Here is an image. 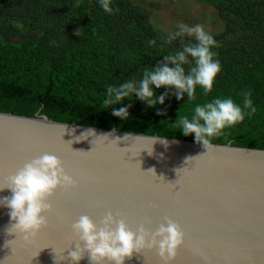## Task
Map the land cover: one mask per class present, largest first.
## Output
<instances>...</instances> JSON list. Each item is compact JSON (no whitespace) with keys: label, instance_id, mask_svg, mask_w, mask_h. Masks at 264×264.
<instances>
[{"label":"water","instance_id":"obj_1","mask_svg":"<svg viewBox=\"0 0 264 264\" xmlns=\"http://www.w3.org/2000/svg\"><path fill=\"white\" fill-rule=\"evenodd\" d=\"M44 153L59 156L77 184L56 189L49 223L27 240L0 206V264H76L68 254L83 241L73 223L85 214L99 223L109 211L133 230L179 223L185 242L171 264H264V148L213 142L207 152L185 137L0 111V187ZM78 264H90L87 253ZM125 264L165 262L153 248Z\"/></svg>","mask_w":264,"mask_h":264},{"label":"trees","instance_id":"obj_2","mask_svg":"<svg viewBox=\"0 0 264 264\" xmlns=\"http://www.w3.org/2000/svg\"><path fill=\"white\" fill-rule=\"evenodd\" d=\"M199 1L223 21L212 33L222 63L213 91L205 96L198 87L194 101L170 94L156 107L125 98L105 109L107 85L142 78L146 66L180 46L165 43L167 33L144 0H112L114 14L99 0H0V111L195 140L178 129L179 115L217 96L242 103L240 93L250 89L257 112L213 142L264 148V0ZM125 105L130 117L112 114V107Z\"/></svg>","mask_w":264,"mask_h":264},{"label":"clouds","instance_id":"obj_3","mask_svg":"<svg viewBox=\"0 0 264 264\" xmlns=\"http://www.w3.org/2000/svg\"><path fill=\"white\" fill-rule=\"evenodd\" d=\"M99 3L108 14L118 11L113 8L112 0H99ZM164 31L167 33V45L179 40L180 46L164 55L154 66H146L142 78L131 77L122 83L107 85L102 101L105 109L122 104L125 98L139 99L148 107H156L163 105L170 94L180 100L187 96V101H194L198 87L205 96L213 91L217 76L222 71L221 60L214 51L218 47L216 38L202 23L189 25L179 22L176 30ZM186 36L191 38L187 42L184 39ZM165 86L168 90L158 94L156 89ZM240 94L242 103L231 96H217L196 104L191 115H179L175 121L178 129L186 136L194 133V139L202 142L207 152L210 151L213 138L257 112L252 91L249 89ZM130 107H112V114L125 120L130 117ZM94 132L90 128L81 137ZM149 139L154 142L158 138ZM161 142L165 145L169 143L167 140ZM193 158L190 156L188 160ZM150 170L155 172V169ZM76 184V178L68 173L59 156L44 153L25 163L11 176L8 187H0V191L5 188L11 190L10 196L0 198V206L10 209V217L15 221L13 226L27 240L49 223L47 213L52 209L49 197L61 186L67 188ZM118 215L109 211L99 223L90 215H81L72 228L83 244L77 243L68 258L78 264L87 253L90 264H125L134 252L156 248L165 264H171L185 242L180 224L170 217H166V224L161 223L152 231L143 225L133 230Z\"/></svg>","mask_w":264,"mask_h":264},{"label":"rangeland","instance_id":"obj_4","mask_svg":"<svg viewBox=\"0 0 264 264\" xmlns=\"http://www.w3.org/2000/svg\"><path fill=\"white\" fill-rule=\"evenodd\" d=\"M143 3L151 9L153 22L164 30H176L179 22L189 25L202 23L211 34L223 27L217 9L203 1L144 0Z\"/></svg>","mask_w":264,"mask_h":264},{"label":"snow or ice","instance_id":"obj_5","mask_svg":"<svg viewBox=\"0 0 264 264\" xmlns=\"http://www.w3.org/2000/svg\"><path fill=\"white\" fill-rule=\"evenodd\" d=\"M14 232V231H13ZM49 247V246H48ZM42 249V248H41ZM41 249H39V250H37L35 253H34V255H33V257H35V256H37L38 254H39V251L41 250ZM147 250H150V248H146ZM146 249H144V250H146ZM56 251V253L58 254V252H57V250H55ZM32 257V258H33ZM178 257V251H177V255H176V257L175 258H177ZM174 258V259H175Z\"/></svg>","mask_w":264,"mask_h":264}]
</instances>
